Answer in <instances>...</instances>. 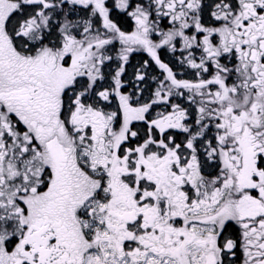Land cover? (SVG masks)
<instances>
[{"label":"snow or ice","instance_id":"6c2138e0","mask_svg":"<svg viewBox=\"0 0 264 264\" xmlns=\"http://www.w3.org/2000/svg\"><path fill=\"white\" fill-rule=\"evenodd\" d=\"M0 264H264V0H0Z\"/></svg>","mask_w":264,"mask_h":264},{"label":"trees","instance_id":"16d2710c","mask_svg":"<svg viewBox=\"0 0 264 264\" xmlns=\"http://www.w3.org/2000/svg\"><path fill=\"white\" fill-rule=\"evenodd\" d=\"M77 15H83L82 11H78ZM113 16L116 22L121 26L122 30L130 31L134 28V22L127 16H124L119 10H116L113 13ZM162 26L168 27L167 21H162ZM180 45H177L179 49ZM120 45L119 42H116L113 46H109L108 54L113 56V60L107 62L105 66L106 73L112 72L114 69L118 67L119 61L116 59L117 52L119 51ZM161 58L169 63L170 66L174 68V71L178 73H182L183 75L179 76V78L183 79H192V71L187 67V65H181L179 63L181 59V53L177 50L175 53L171 52L167 48L160 50ZM148 61V67L146 69L143 68V62ZM137 70H142L145 73L144 81H137L135 76L137 74ZM153 77H160V70L158 66L155 65L154 61L151 60L150 56L147 52L143 50H138L133 52L130 57L128 63L125 65V72L122 76V81L124 82L125 87L123 91L125 92H135L138 88L144 89L141 94V100L147 101L151 94L155 91L157 87V80L153 79ZM105 87L108 86V82H101ZM173 98L172 103H179L183 101V99ZM164 104L154 105L152 114L155 115L156 112H161Z\"/></svg>","mask_w":264,"mask_h":264},{"label":"flooded vegetation","instance_id":"af4514ba","mask_svg":"<svg viewBox=\"0 0 264 264\" xmlns=\"http://www.w3.org/2000/svg\"><path fill=\"white\" fill-rule=\"evenodd\" d=\"M180 99H181V98H179L178 101H179ZM179 103H182V104H183L184 101H181V102H179ZM165 110H170V109L167 108V105H163V108H162L161 112H163V111H165ZM231 230H232V229L230 228L229 231H231Z\"/></svg>","mask_w":264,"mask_h":264},{"label":"rangeland","instance_id":"374dc122","mask_svg":"<svg viewBox=\"0 0 264 264\" xmlns=\"http://www.w3.org/2000/svg\"><path fill=\"white\" fill-rule=\"evenodd\" d=\"M78 11H80L79 9H78ZM180 48V47H179Z\"/></svg>","mask_w":264,"mask_h":264}]
</instances>
